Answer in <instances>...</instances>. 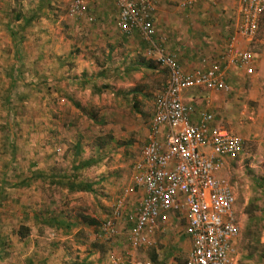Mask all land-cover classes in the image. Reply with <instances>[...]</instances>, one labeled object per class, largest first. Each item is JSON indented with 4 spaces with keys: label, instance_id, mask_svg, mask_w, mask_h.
Returning <instances> with one entry per match:
<instances>
[{
    "label": "rangeland",
    "instance_id": "rangeland-1",
    "mask_svg": "<svg viewBox=\"0 0 264 264\" xmlns=\"http://www.w3.org/2000/svg\"><path fill=\"white\" fill-rule=\"evenodd\" d=\"M71 1L0 0V187L4 189V199H19L36 213L60 215L80 224L82 219L78 218L88 213L97 224L83 223L73 228L79 230L74 240L98 252L100 262L96 264H111V252L121 257H127L128 252L132 264H181L185 258L184 235L179 229L157 236V247L149 249L130 250L125 238L118 246L107 245L99 238V226L112 203L131 183L132 167L147 139L155 96L167 78L161 71L115 78L103 92L73 86L79 79L76 73L91 69L88 57L101 60L105 49L100 44L93 46L99 36L95 31L99 30L100 18L92 8L95 0H84L90 3L91 10L80 18L69 17ZM176 4L171 0V6ZM159 6L155 4V17L164 31L169 13L160 11ZM229 8L219 28L225 41L237 19L236 5ZM28 18L32 21L27 24ZM9 30L16 31L15 36ZM22 38L20 46L15 47L14 40ZM249 49L256 55L254 74L237 82L228 76L230 92L218 93L222 107L208 110L219 124L245 141L244 155L237 161H228L221 172L236 196L240 224L237 264H264V189L260 182L264 177V15ZM93 85L101 90L104 86L98 79ZM186 91L195 93L198 89ZM6 122L11 126L9 130ZM78 146L82 149L80 159L98 162L76 174L83 181L97 184L95 193L76 198L52 184L55 180L50 177L72 170ZM35 166L44 178L33 172ZM32 174L36 177L31 180ZM27 177L28 185L17 184ZM6 202L3 200L4 208H9L7 212L17 207ZM36 226L39 230L34 225L30 227L47 251L55 239L64 248L72 246V240L50 236L52 227ZM41 230H45L42 236ZM74 254L67 251L63 263L71 261ZM38 255L41 258V253Z\"/></svg>",
    "mask_w": 264,
    "mask_h": 264
},
{
    "label": "built area",
    "instance_id": "built-area-1",
    "mask_svg": "<svg viewBox=\"0 0 264 264\" xmlns=\"http://www.w3.org/2000/svg\"><path fill=\"white\" fill-rule=\"evenodd\" d=\"M111 1L118 10L120 32L127 37L137 32L143 41L152 43L154 0ZM217 1L180 0L179 6L191 9ZM87 6L84 0H72L69 17L83 15ZM263 15L264 0H239L234 29L226 38L220 60L209 63L205 70L185 72L173 53H159L154 59L167 69L168 81L155 96L147 142L132 167L131 183L99 226V238L107 245L113 244L122 225L128 230L124 241L130 250L154 247L156 234L163 233L168 223V214L179 212L187 221L192 243L181 264H235L240 239L236 196L221 172L228 161L244 155L245 141L219 124L210 112L201 111L194 122L195 108L182 102L181 93L190 88L229 93L227 78L233 70L251 77L256 55L249 45L258 36ZM133 195L137 199L128 209L126 204ZM109 255L111 264H132L128 252L127 257Z\"/></svg>",
    "mask_w": 264,
    "mask_h": 264
},
{
    "label": "crops",
    "instance_id": "crops-1",
    "mask_svg": "<svg viewBox=\"0 0 264 264\" xmlns=\"http://www.w3.org/2000/svg\"><path fill=\"white\" fill-rule=\"evenodd\" d=\"M174 1L177 3L175 7L170 5L171 0H154L155 4L160 5V11L162 10L163 12L169 13V15H166V20L164 21L165 30L162 31V25H159L160 21L157 20L158 18L155 17L154 12L153 21L155 35L153 37L152 43L143 41L139 36V33L137 32L133 33L129 37L124 36L120 32L117 27L118 10L111 0H95V2L93 1L94 5L92 4V8L94 10V13L100 17L97 25V28L99 30H96L95 32L96 34H99V36L97 37V41H101L100 43H97V41H95V43H93V46H95V44L104 46L103 49H105V54H102L101 60L90 55L88 59L91 60V69H87L86 72L82 71L79 74L76 73L79 76V79H77L78 83H74L73 86H80V90H88L89 88H91V91H93L94 89L95 92H103L105 91L104 89L109 88L107 84L111 80L113 81L115 78L120 80L126 79V76L130 75L141 76L147 73L156 74L158 71L162 72L164 68L158 65L154 59L159 53L163 52L175 54L185 72L205 70L209 63L220 60L225 39L222 37V35H220L221 30H219V28L223 26L224 16H226V13L229 12V7H232L233 5H236L237 18L239 0H218L214 4L205 2L194 6L191 9H182L179 6L180 0H172V2ZM89 4L87 2V11L91 10ZM218 10H220L221 12H219ZM155 11L157 10L155 9ZM80 17L81 15L79 16V18ZM163 34H165V36H163ZM169 38L170 40L167 41V39ZM149 51L153 52L152 56L148 55ZM228 76H231V78H233V82L250 78L237 70L230 71ZM97 79L101 80L102 84L104 85L102 87V90L99 89V87H94L93 85V82ZM167 81L168 78L165 81V85ZM131 91H134V89H132ZM218 93L221 92L207 91L204 89H198V91L195 93H188L187 91L183 92V102L195 108V113L192 116V120L194 122H198L199 113L201 111L210 112L212 114V111H209L208 108L213 109L215 107H218V105L220 106L221 103H219V101L222 96ZM204 102L206 105L202 106ZM71 103L74 104V107H77L79 109V105L77 103H74L73 100H71ZM220 107H222V105ZM146 142L147 139L145 143ZM80 151L82 153L81 148ZM87 168L79 170L78 173ZM34 170L40 172V169L38 167H36V169ZM30 177H32V175ZM35 177L36 176L32 178ZM39 177H41V175H39ZM27 178L29 179V177ZM77 178L84 183H91L89 181H83L79 177ZM91 184L94 185L93 187L95 189L97 184ZM64 192L69 196L76 198L80 197L84 193L67 192L65 190ZM93 193H95V191ZM136 199L137 197L135 195L130 196L126 204L128 209H130L131 205L135 203ZM6 201H8L6 202L7 204H16L17 207H11L12 211L9 212H7L9 208H7V210L6 208H3L1 209L2 211H0V220L3 221L2 225L0 226V235L2 239L7 242L5 252L4 250L0 251V264H64L63 260H67V251H72L75 253L73 255V259L71 261H68L67 264H96L100 262L97 259V251L92 249L91 246H83L82 244H78L74 240L75 236H78L79 230H73V228L75 229L76 227L81 226L84 219L92 220V217H89L90 215H86L88 213L81 215L80 218H78L82 219V224H80L76 219H72V221H70L68 217H62L60 215L59 217H55L59 221L64 220L67 223H73V228L70 231H64L63 229H61V227L58 229L52 228V230L49 229L48 234L52 231L49 234L50 236H52V234L54 236L60 235L64 240H72L73 244L67 249L61 246V244H59L55 239V241L51 243V250L48 249L47 251V249H45L43 244L40 242L38 234L36 233V235H34L35 232H33L32 228L30 227L31 225H34V228L38 229L39 227L36 225H40V223L32 224L30 223V221H27L26 223L22 224L21 222L25 219V214H31L34 216L35 214L40 213H36L28 203L20 202L19 199H6ZM24 211L27 213H24ZM109 214L110 210L108 216ZM167 217L168 223L167 225H165L163 233H166L167 230L172 229H179L182 231V235H184L183 252L185 261L192 247L190 236L187 233V221L179 212H171ZM182 222L185 223L184 226ZM20 225L28 227L29 232L24 238L19 240L14 234H12V227H19ZM127 231L128 230H126V227H122V225L119 226L118 234L113 238V245H120V242L125 238L124 236ZM43 233L45 234V230H41V236L43 235ZM160 235L163 234L157 233L156 237H159ZM48 247L49 245H47V248ZM156 247L157 244L151 248ZM38 253H41V258H39ZM238 259L239 252L235 264L238 263ZM184 261H182V263Z\"/></svg>",
    "mask_w": 264,
    "mask_h": 264
},
{
    "label": "trees",
    "instance_id": "trees-1",
    "mask_svg": "<svg viewBox=\"0 0 264 264\" xmlns=\"http://www.w3.org/2000/svg\"><path fill=\"white\" fill-rule=\"evenodd\" d=\"M25 21L28 24L29 22L32 21V19L28 18ZM9 31H11V34L13 36H15L16 31H13V30H9ZM22 40H23V38L21 40H18V41L14 40L15 47H19L20 46V42L22 43ZM178 62H179V60H178ZM179 64H180V62H179ZM162 72L165 74L166 78L169 77L167 69H164ZM165 86L166 85H164L163 89L165 88ZM186 90H188V89H184L182 91L181 96H182L183 92L186 91ZM182 102H183V100H182ZM152 118H153V115H152ZM6 126H8L7 127L8 130H9V127H11L10 125H7V122H6ZM148 133H149V130H148ZM13 150H14V148L12 149V151ZM75 155H76L75 156L76 161H74L75 164H73L72 170L69 173H61V174H59L57 176L55 175L54 177L51 176L50 177L51 181H52V179L55 180V181H52V184L60 186L62 190H65L67 192L93 193L95 191V189L93 187L94 185L91 184V183H84V182L80 181L77 178L76 174H78L79 170H82L83 168L90 167V166L94 165L98 161H97V159H88L86 161L80 159L81 151H80V147L79 146L77 147ZM35 167H32V168L34 169ZM32 168H29L28 170H32ZM33 172L41 173V172H38V171H35V170H33ZM19 177H21V176H19ZM32 177H34V174H32ZM32 177H30L31 180H32ZM41 178H44V175L42 173H41ZM5 182L7 183L8 180L6 179ZM260 182H261V186H263V189H264V177L260 179ZM29 183H30L29 179L28 178H24V179L20 180L17 184L18 185H23V184L28 185ZM12 185H14V184L12 183ZM4 198H5L4 189L2 191V187H0V211H2L1 209L4 208L3 207V200L6 201V199H4ZM24 213H27V212L24 211ZM39 213L40 214H35L34 216L31 215V214L30 215L25 214V219L23 221H21L22 224H24L27 221L31 220V221H33V224L34 223L35 224L40 223V224H43V225H46V226L48 225V226L52 227L53 229H55V228L58 229V228L61 227V229H63L64 231H70L73 228V223L70 224V223L65 222L64 220H60L59 221L54 216H49L48 217V216L42 214L41 212H39ZM2 223H3V221L0 220V226L2 225ZM83 223L89 224V225H92V224L96 225L97 224L95 221L88 220V219H84ZM12 229H13L12 230V234H14L19 240L24 238L27 235V233L29 232L28 227L23 226V225H20L19 227L16 226L14 228L12 227ZM6 245H7V242L4 239H2V237L0 235V251L4 250V252H5ZM151 258H152V262L155 263L156 262V255L154 253L151 255Z\"/></svg>",
    "mask_w": 264,
    "mask_h": 264
}]
</instances>
